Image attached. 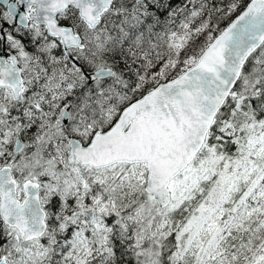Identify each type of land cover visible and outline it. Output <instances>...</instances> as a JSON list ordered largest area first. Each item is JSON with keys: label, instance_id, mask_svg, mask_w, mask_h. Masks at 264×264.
Here are the masks:
<instances>
[{"label": "snow or ice", "instance_id": "1", "mask_svg": "<svg viewBox=\"0 0 264 264\" xmlns=\"http://www.w3.org/2000/svg\"><path fill=\"white\" fill-rule=\"evenodd\" d=\"M0 264H264V0H0Z\"/></svg>", "mask_w": 264, "mask_h": 264}]
</instances>
